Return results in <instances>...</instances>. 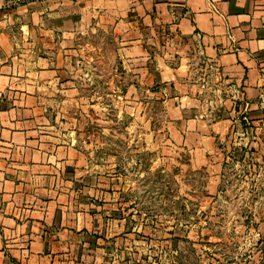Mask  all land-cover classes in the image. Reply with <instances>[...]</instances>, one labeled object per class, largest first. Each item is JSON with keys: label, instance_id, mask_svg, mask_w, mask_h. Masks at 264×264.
Listing matches in <instances>:
<instances>
[{"label": "crops", "instance_id": "0c3cea01", "mask_svg": "<svg viewBox=\"0 0 264 264\" xmlns=\"http://www.w3.org/2000/svg\"><path fill=\"white\" fill-rule=\"evenodd\" d=\"M64 2L11 7L0 0V264L106 263L95 244L117 238V209L106 206L108 167L78 146L72 117L78 90L71 37L88 27L92 12L119 23L140 15L145 26L162 23L176 33L169 42L196 44L210 64L195 90L186 85L178 104L167 101L179 145L193 141L192 151L206 156L245 105L252 125L264 120V0H88L62 15ZM43 20L48 29L38 27ZM55 31L58 48L50 43ZM136 38L126 58L140 55Z\"/></svg>", "mask_w": 264, "mask_h": 264}, {"label": "rangeland", "instance_id": "374dc122", "mask_svg": "<svg viewBox=\"0 0 264 264\" xmlns=\"http://www.w3.org/2000/svg\"><path fill=\"white\" fill-rule=\"evenodd\" d=\"M30 1L6 0L11 7ZM68 1L58 6L62 15L88 0ZM92 14L88 27L73 33L69 57L77 144L105 159L106 206L117 209L116 240L95 244L108 259L101 264H264V120L252 125L238 114L206 156L192 151L193 141L179 145L167 101L178 104L186 85L195 90L210 64L196 44L169 42L176 33L162 23L145 26L140 15L115 21L119 27L108 13ZM38 25L48 29L46 20ZM54 33L50 43L58 48L61 33ZM135 37L141 53L126 58ZM206 103L212 108L211 97Z\"/></svg>", "mask_w": 264, "mask_h": 264}, {"label": "built area", "instance_id": "2783aa9c", "mask_svg": "<svg viewBox=\"0 0 264 264\" xmlns=\"http://www.w3.org/2000/svg\"><path fill=\"white\" fill-rule=\"evenodd\" d=\"M246 112H247V105H245L244 107V111L240 114V116L242 117L243 120H247V115H246Z\"/></svg>", "mask_w": 264, "mask_h": 264}]
</instances>
